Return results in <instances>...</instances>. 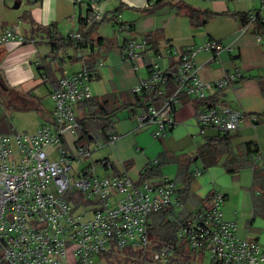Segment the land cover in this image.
Listing matches in <instances>:
<instances>
[{
	"label": "built area",
	"instance_id": "1",
	"mask_svg": "<svg viewBox=\"0 0 264 264\" xmlns=\"http://www.w3.org/2000/svg\"><path fill=\"white\" fill-rule=\"evenodd\" d=\"M101 2L87 1L86 12L80 17L82 31L70 33L66 39L83 43V33L103 20ZM262 12L264 0L257 11L248 15L241 30L255 27L257 15ZM260 22L264 23V19ZM126 28L119 25L118 32ZM258 31L260 40L264 28ZM24 42L17 25L0 33V45ZM146 44L145 40H126L124 58L138 59ZM220 49L213 41L198 48L174 50L171 53L177 63L173 69L151 65L148 77L131 89L132 94L141 97L138 105L144 104V109L134 115L135 129H149L155 140L164 138L177 125L175 112L182 99L199 103L194 118L200 133L206 128L220 133L235 131L246 118L255 123L254 117L218 101L210 105L211 96L241 78L239 72L214 82L198 77L196 53L210 50L217 54ZM101 64L84 66L57 81L49 93L53 104L49 123L33 133L18 132L12 127L7 132L0 131V264H96L101 255L123 251L140 252L144 257L151 247L150 217L181 206L177 183L166 175H160L155 182L142 183L126 174L96 175V167L105 168L108 162L93 161L92 153L113 144L118 135L105 141L76 139L74 153L72 148H65V136H77L76 108L92 98L90 79ZM153 94L160 100H153ZM251 158L254 165L260 156L254 154ZM73 161L81 165L78 172L72 169ZM200 174L199 169L193 170L194 176ZM222 202L223 195L215 191L207 206L178 221L176 237L184 250L199 256L207 252L209 264H264V246L237 235L236 222L223 216ZM167 218L176 221L172 212L167 213ZM152 261L188 264L169 247L153 253ZM195 262L189 260L190 264Z\"/></svg>",
	"mask_w": 264,
	"mask_h": 264
},
{
	"label": "crops",
	"instance_id": "2",
	"mask_svg": "<svg viewBox=\"0 0 264 264\" xmlns=\"http://www.w3.org/2000/svg\"><path fill=\"white\" fill-rule=\"evenodd\" d=\"M87 1L39 0L30 4L28 0H14L19 7L10 12V0H0V13L7 18H18L22 12L26 21L24 30L30 33L24 34L16 22L0 21V33L17 25L26 41L0 45V51L17 55L29 72V76L19 80V85L29 78L33 80L30 64L42 68L40 62L35 61L38 57L49 62L48 70L52 73L48 80L49 93L61 77L101 62L90 79L92 96L101 100L116 95L124 100L132 88L148 77L151 65L157 64L162 70L175 67L177 59L172 51L216 42L221 46L217 54L200 50L194 56L198 77L214 82L239 72V80L211 98L255 118V123L246 118L237 130L227 133L229 149L217 164L203 169L197 151L208 138L225 133L212 128L200 133L194 118L199 103L187 99H182L176 109L177 125L159 140L152 138L149 129H135L134 115L140 113L138 109L120 111L113 118V134L118 135V139L103 146L92 160L108 162L104 168L106 176L126 174L138 183L144 170L162 159L165 163L160 166V175L173 179L179 196L183 195L181 206L171 210L176 221L189 218L207 206L213 192H220L223 216L236 222L237 235L264 246V34L259 40L261 34L256 26L241 30V16L257 11L261 0H102L104 19L94 25L90 42L81 46L64 42L68 34L82 31L80 17L86 12ZM22 2L25 3L20 11ZM179 2L198 11L196 21L173 6ZM113 14L115 18H112ZM261 17L264 19V12ZM120 22L127 28L118 32ZM147 37L156 43V51L145 52L146 44L138 59L124 58L126 40L147 42ZM41 43L45 46L42 50ZM52 110L53 104L40 125L49 123ZM85 113V108L78 105L76 115L82 117ZM247 144L253 145V150H247ZM254 154L260 159L253 165L251 157ZM226 164L237 171H228ZM194 169H199L201 174L186 184L183 170ZM158 177L147 180L155 182ZM162 219L161 215H152L149 219L151 242L156 239L152 230L159 229Z\"/></svg>",
	"mask_w": 264,
	"mask_h": 264
},
{
	"label": "trees",
	"instance_id": "3",
	"mask_svg": "<svg viewBox=\"0 0 264 264\" xmlns=\"http://www.w3.org/2000/svg\"><path fill=\"white\" fill-rule=\"evenodd\" d=\"M39 0H28L30 4H35ZM161 1V0H158ZM157 1V2H158ZM175 6L178 10L183 11L188 15V17L192 21H196V18L198 16V11L185 5L182 2L176 3ZM145 12H149L148 9L144 10ZM115 11H113L114 13ZM116 15L113 14L112 18H115ZM248 16L243 15L241 16V20L243 24L246 22ZM261 15H257V23L256 28L261 29L264 27V23L260 22ZM104 19V17H103ZM97 24V23H95ZM94 24V25H95ZM94 25L86 30L83 33L84 41L81 42H74L78 44V46L85 45V43L90 42L89 35L94 27ZM119 25H125L124 23H119ZM147 40V47L145 49V52L147 50H155L156 51V43L150 39V37L146 38ZM73 42L68 39H65L64 42ZM63 42V43H64ZM153 96H156L155 94L151 95L152 99L155 101H159V97L153 98ZM141 100V97L130 94L128 97H125L124 100H122V96H116V95H109L101 100L95 98L92 96L90 100H88L85 104H81L82 108H85L86 113L82 117L77 116V122L79 125V128L77 130V141L78 142H89V139H100V140H107L111 135H113V127H114V121L113 118L116 116L117 113H119L122 110H128L132 109L136 111L137 109L141 111L144 109V104L138 105V102ZM210 105H214L217 103L216 100L213 98H210L209 100ZM2 132L8 131L10 127H2L0 128ZM253 146V145H252ZM251 145L247 144V150H253V147ZM229 149V137L228 134H220L216 137H211L206 140V142L198 149L197 151V158L202 161L203 169H206L209 166L215 165L219 162L222 155H224ZM165 163V161H158L156 165L148 166L144 172L141 174L140 181L138 183H142L146 181L147 179L158 177L160 176V166ZM226 167L228 168V171L230 172H236L237 168L230 167L226 164ZM183 176L184 181L186 184L194 177L193 171H185L183 170ZM185 192V191H184ZM178 200L180 203L183 201V195L178 197ZM172 208H169L167 210L161 211L159 213H156L154 215H161L162 216V223H160L159 229L156 230L153 229V236L154 241H150L151 244V251L152 253H155L159 251L162 248L169 247L175 250V253L177 256H180L184 258L188 264L190 260V256L188 253L184 250L182 244L179 242V240L176 237V232L178 228V221H174L171 219L166 220L167 213L171 212ZM151 231V229L148 226V232ZM129 253L132 256L143 258L144 261H152V259H147L145 256L141 257L140 252H128L123 251L121 253ZM110 254H104L99 256L98 258L101 259L103 256H107Z\"/></svg>",
	"mask_w": 264,
	"mask_h": 264
},
{
	"label": "rangeland",
	"instance_id": "4",
	"mask_svg": "<svg viewBox=\"0 0 264 264\" xmlns=\"http://www.w3.org/2000/svg\"><path fill=\"white\" fill-rule=\"evenodd\" d=\"M14 0H10L9 11H17L12 9L14 5ZM25 2H22L21 9L23 8ZM20 17L11 18L6 17L0 13V21L2 22H16L20 26V30L26 34L30 35L28 31L25 32L26 21L21 15ZM3 16V17H2ZM27 40H29L27 38ZM26 43V41H25ZM30 43V42H28ZM41 50L45 46L41 43ZM40 54V53H39ZM17 55L8 54L5 50L0 51V128L2 127H12L18 132H32L34 131L46 118L48 110L52 107V102L49 97L48 80L51 79L52 73L48 70L49 62L48 60L38 57L35 61H39L42 66L41 69H37V65L30 64L33 69V80L28 79L21 82L19 85V80L25 78L26 75L29 76L26 66L22 65L18 59ZM34 61V62H35ZM36 77V78H35ZM43 78H47L43 79ZM216 131V130H215ZM77 139V136H65V148L70 147L74 153L75 147L73 141ZM69 145V146H68ZM96 148L92 153V159L100 152ZM68 149V148H67ZM49 153L52 152L50 148L47 149ZM71 151V152H72ZM86 161L82 163L85 165ZM81 168L78 163L72 162V169L75 172ZM104 168L100 165L96 167V175L99 177L106 176ZM190 259L196 264H209V254L204 252L202 256H199L197 252L186 250ZM145 257L149 260L153 258V253L149 248V251L145 254ZM179 258H181L179 256ZM143 258H138L130 255L129 253H119L115 252L107 256L97 258L95 260L96 264H157L154 261H144ZM69 261L72 259L69 257ZM159 264H165L160 262Z\"/></svg>",
	"mask_w": 264,
	"mask_h": 264
},
{
	"label": "water",
	"instance_id": "5",
	"mask_svg": "<svg viewBox=\"0 0 264 264\" xmlns=\"http://www.w3.org/2000/svg\"><path fill=\"white\" fill-rule=\"evenodd\" d=\"M18 7H19V3L18 2H15L14 5H13V8L14 9H18Z\"/></svg>",
	"mask_w": 264,
	"mask_h": 264
}]
</instances>
